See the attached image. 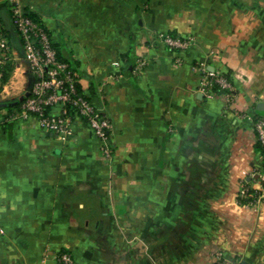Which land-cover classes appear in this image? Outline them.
I'll use <instances>...</instances> for the list:
<instances>
[{
    "label": "crops",
    "instance_id": "0c3cea01",
    "mask_svg": "<svg viewBox=\"0 0 264 264\" xmlns=\"http://www.w3.org/2000/svg\"><path fill=\"white\" fill-rule=\"evenodd\" d=\"M11 2L73 61L111 123L109 158L80 118L64 143L7 112L31 83ZM0 27L12 65L0 89V264H55L42 258L60 250L73 264H211L217 251L264 264V200L236 202L241 171L263 161L264 0H0ZM163 32L193 42L172 48ZM199 63L228 75L231 107L199 91Z\"/></svg>",
    "mask_w": 264,
    "mask_h": 264
},
{
    "label": "built area",
    "instance_id": "2783aa9c",
    "mask_svg": "<svg viewBox=\"0 0 264 264\" xmlns=\"http://www.w3.org/2000/svg\"><path fill=\"white\" fill-rule=\"evenodd\" d=\"M11 17L17 32L23 38L24 56L31 75V83L26 96L21 100L16 112L21 119H32L41 130L50 132L61 142H69L74 135L73 122L80 118L92 129L100 142V150L105 158L111 156L109 135L111 123L108 117L100 112L90 99L78 88L77 74L69 68L66 62L57 59L56 51L45 27L24 15L18 5L11 10ZM158 39L165 45L186 49L192 42V36H174L170 33H159ZM10 50L7 39L0 35V66L9 60ZM140 65L144 62L140 61ZM199 74V91L211 98L222 95L227 106L234 99L233 85L222 72L213 68L209 63H199L196 66ZM3 72L0 69V82ZM216 83L224 92L216 94L212 90ZM58 111L55 112V108ZM69 107L72 108L70 112ZM0 111V123L10 116ZM13 116V114H12ZM256 140L264 148V115L254 118ZM264 200V165L241 171L238 180L236 202L239 205L257 209ZM51 256L55 264H73L68 252H46L42 258L45 262ZM211 264H235L227 260L222 251L214 253Z\"/></svg>",
    "mask_w": 264,
    "mask_h": 264
},
{
    "label": "trees",
    "instance_id": "16d2710c",
    "mask_svg": "<svg viewBox=\"0 0 264 264\" xmlns=\"http://www.w3.org/2000/svg\"><path fill=\"white\" fill-rule=\"evenodd\" d=\"M13 6H14V5H13L12 2H11V3L9 4L10 14H11V10H12ZM21 9H22L24 15H26V16H28L29 18L33 19L35 22H37V23L43 25L42 22L40 21V19L37 17V15H36L34 12L30 11V10H29L28 8H26L25 6H22ZM11 22H12V25H13V27H14V31L18 34V36H19V38H20V43H21V45L23 46V38H22V37L19 35V33L17 32L16 27H15V25H14V23H13L12 17H11ZM43 27H44V26H43ZM45 29H46V28H45ZM48 34H49V33H48ZM171 34L174 35V36H176V35L173 34V33H171ZM0 35L3 36V37H5V38L7 39V42L10 43V42H9V34H8L4 29H2L1 27H0ZM49 37H50V35H49ZM50 39H51V37H50ZM51 43H52V46L54 47V49H55V51H56L57 59H59V60H61V61H63V62H66V63L68 64L69 68H71L74 72H76L73 61H71V60L68 59L66 56H64V54L60 51L59 47H58L55 43H53L52 40H51ZM11 67H12V65H11V62H10L9 60L6 61L4 64H2V65L0 66V69H1V71L3 72L2 79H1V82H0V89H1L2 83H4V81L6 80L7 75H8V73H9V70L11 69ZM223 75L226 76V77L228 78V75H227V74L223 73ZM78 88H79V86H78ZM212 90H213L216 94H220V93L224 92V89H221L216 83H213V85H212ZM87 98H88V97H87ZM88 99H89V98H88ZM20 103H21V101H20L19 103H17V104H12V105L8 106V108H7V112H10V111L15 110V109H19V105H20ZM69 110H70V112L73 111L71 107H69ZM254 147H255V149H256L257 151H259V152L261 153L262 158H263L262 165H264V148H263L262 144H261L258 140H256V142H255V144H254ZM60 251H63V252L65 251V252H67L66 250H60Z\"/></svg>",
    "mask_w": 264,
    "mask_h": 264
},
{
    "label": "rangeland",
    "instance_id": "374dc122",
    "mask_svg": "<svg viewBox=\"0 0 264 264\" xmlns=\"http://www.w3.org/2000/svg\"><path fill=\"white\" fill-rule=\"evenodd\" d=\"M8 49L11 50L9 43H8ZM22 50H23V48H22ZM23 54H24V51H23ZM10 57H11V56H10ZM10 57H9V58H10ZM26 64H27V62H26ZM27 67H28V66H27ZM28 70H29V68H28ZM29 74H30V72H29ZM30 76H31V75H30ZM25 96H26V95H25Z\"/></svg>",
    "mask_w": 264,
    "mask_h": 264
}]
</instances>
